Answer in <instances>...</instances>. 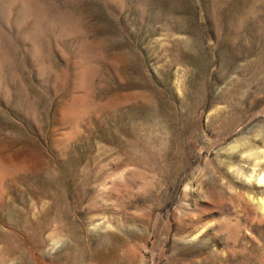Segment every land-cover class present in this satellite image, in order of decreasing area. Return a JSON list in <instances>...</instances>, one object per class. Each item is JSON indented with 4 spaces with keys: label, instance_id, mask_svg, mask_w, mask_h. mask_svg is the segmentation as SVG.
<instances>
[{
    "label": "rangeland",
    "instance_id": "1",
    "mask_svg": "<svg viewBox=\"0 0 264 264\" xmlns=\"http://www.w3.org/2000/svg\"><path fill=\"white\" fill-rule=\"evenodd\" d=\"M263 173L264 0H0V264H264Z\"/></svg>",
    "mask_w": 264,
    "mask_h": 264
},
{
    "label": "bare ground",
    "instance_id": "2",
    "mask_svg": "<svg viewBox=\"0 0 264 264\" xmlns=\"http://www.w3.org/2000/svg\"><path fill=\"white\" fill-rule=\"evenodd\" d=\"M257 157V156H256ZM257 166V165H256ZM258 183L264 185V173L258 178ZM261 201V200H260ZM262 204V203H261ZM264 203L262 204V206Z\"/></svg>",
    "mask_w": 264,
    "mask_h": 264
}]
</instances>
